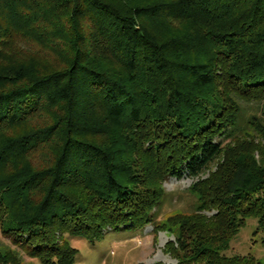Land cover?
<instances>
[{
    "label": "trees",
    "instance_id": "trees-1",
    "mask_svg": "<svg viewBox=\"0 0 264 264\" xmlns=\"http://www.w3.org/2000/svg\"><path fill=\"white\" fill-rule=\"evenodd\" d=\"M0 55L1 228L31 256L75 264L65 234L154 224L163 181L218 164L177 249L264 264L224 254L247 218L264 231V107H242L264 100V0H0Z\"/></svg>",
    "mask_w": 264,
    "mask_h": 264
},
{
    "label": "rangeland",
    "instance_id": "rangeland-1",
    "mask_svg": "<svg viewBox=\"0 0 264 264\" xmlns=\"http://www.w3.org/2000/svg\"><path fill=\"white\" fill-rule=\"evenodd\" d=\"M168 26L173 29L183 28L186 27V23L183 20H174ZM22 51L21 56L27 58L30 66L37 69H49L60 63L56 59L57 53L51 51L35 53L28 48ZM7 63L11 62L0 55V66ZM256 105L263 108L264 100L242 102L247 114ZM31 122L37 125L49 123L48 117L43 115L33 117ZM261 143L264 145L263 141ZM217 167L218 164H214L210 171L198 179L209 178ZM198 179L184 174L181 179L170 177L161 183L163 196L158 205L152 209L154 224L149 222L140 229L104 230L103 236L95 242L65 234L69 246L77 250L75 264H193L186 261L182 252L177 249L175 231L180 217L191 215L196 211L198 202L190 187ZM7 213V208L0 209V264H44L40 258L31 256L28 250L3 233L1 224ZM202 213L210 216L214 212L202 211ZM156 225H159V228H156ZM227 248L224 252L226 256L252 257L254 261L264 262V231L257 228L255 218L249 217L245 220Z\"/></svg>",
    "mask_w": 264,
    "mask_h": 264
}]
</instances>
